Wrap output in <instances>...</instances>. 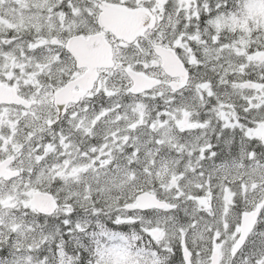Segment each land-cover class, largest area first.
I'll use <instances>...</instances> for the list:
<instances>
[{
  "label": "rangeland",
  "instance_id": "1",
  "mask_svg": "<svg viewBox=\"0 0 264 264\" xmlns=\"http://www.w3.org/2000/svg\"><path fill=\"white\" fill-rule=\"evenodd\" d=\"M114 1L133 2L137 3L136 5L151 1L156 3L161 11L168 4V0ZM177 1H181L178 12L167 13V19L175 25L181 20L178 17L180 12L188 11L193 2V0ZM197 3L198 0H194V9ZM204 5L208 7V4ZM64 9H67L66 12ZM94 12L89 10L88 14L91 16ZM164 16L162 14L161 18ZM194 18L196 19L194 43L198 46L199 59L197 53L194 52L193 62L188 45L180 38L177 41V47L180 48L181 53L187 60L192 61L190 64L194 65L197 70L193 89H188L181 94L170 92L175 105L162 113L158 110L148 111L147 107L151 105V100L155 95L151 94L130 97L123 110H119L106 120L101 119L102 138L97 168L95 167L96 159L75 162L77 160V130L71 132L69 141L61 140L63 153L75 147L74 155L65 161L66 163L71 162L69 167L61 165L66 184L74 188L69 190L70 187L67 186L65 190L68 189L71 193L67 195H60L64 189L57 188L56 191L59 193L57 197L61 200V208L57 212V217L71 215L77 220L75 224L82 228L87 224L86 210L91 214H98L103 208L106 211L118 210V215L121 214L122 218L118 216L117 223H125L136 220L135 218L141 214H133V211L128 213L121 208L119 210L120 203L122 202L123 205L128 203L141 192L155 191L164 193L166 197H172L178 191L184 192L185 187L197 184L202 188H208L211 193L214 187H211L210 180L203 181L202 178L196 179L194 176L198 159L193 161L192 156L203 147L198 149L193 143H188L192 145L182 148L185 143H180L179 137L183 129L178 124L183 121L186 112L193 113L195 109H201V111L211 109L217 112L216 118L225 119L226 123L231 124L239 118L235 113L238 114L241 111L249 120L247 136L260 138L261 126L256 124L264 117V110L260 108V104H264V99L258 100L254 91L246 88L243 83L251 80L248 74L254 70L262 77V89H264V60L259 61L261 56L264 59V0H246L244 14L241 17L231 15L229 18L223 16L220 19H198L194 13ZM90 23L91 19L84 18L81 7L79 8L78 3L73 0H5V2L0 0V34H2V38L0 37V66L5 70L2 79L12 81L16 86L21 87L22 92L29 98L40 103L33 110L34 114H32L33 111L26 109L7 110V129L2 134V139L7 141V144L3 142L0 144V158L15 154L17 166L28 171L35 168V163L31 159L33 143L37 136L34 134L39 130L37 124L41 127L45 126L46 120L55 116L52 113L46 118L42 112L51 113L53 111L51 99L54 86L62 84L63 81L60 78L59 68L64 66V61H68L69 66L65 69L76 70L73 59L65 54V44L73 36V32H78L80 29H92ZM9 33L13 34V41L5 43V39L10 38ZM60 43L62 45L58 46ZM117 78L120 81H113L112 87H109L111 89L105 91L104 94L129 92L131 82L127 77L120 74ZM123 78L124 83L121 82ZM238 100H241L243 104L240 105ZM102 103L105 105L104 101ZM202 103H204L203 107ZM190 122L193 124L194 120ZM196 123L200 126L206 121L198 117ZM139 126H149L157 132V138L149 137L148 128L143 133L135 134ZM119 131L127 134L133 132L134 149L129 156L124 153L123 140L117 134ZM151 139H157L158 146L161 148L164 143L175 144L176 152L179 154L175 155L174 150H169L167 155H161L163 159L159 158L155 145L153 149L148 146ZM129 145L133 143L129 142ZM114 148L118 149V153H115ZM162 152L165 153L164 150ZM256 155L263 156L264 154L261 150L247 152V156ZM175 156L178 157L175 158ZM185 156L189 158L185 159ZM197 157L200 158V155L198 154ZM125 161L127 164L124 163ZM258 161L260 160H255V165L253 163L238 164L245 171L240 175L238 172L233 173L232 168L214 170L216 176H220L219 184L215 185V189L220 187V194L218 198L215 197V213L218 223L199 224L194 229V233L191 231L192 224L190 223L186 226H178L177 231L169 228L171 233L177 232L180 244L181 238L185 237L188 242L194 239L197 249L199 246L208 247L212 243L213 247L222 249L225 255L227 254L230 248L229 241L237 232L239 233L240 226L236 222L241 212L252 208L259 194L262 198L264 197V167L257 164ZM236 164H232L233 168H236ZM85 166L86 169H84ZM216 176H211V179ZM226 180H229V183L226 184ZM32 181L44 182V179L42 176H36L34 180L21 179L12 184L0 181V225L3 224L9 230L4 234L5 236L14 232V244L18 249L26 244L31 249L44 236V231L39 228L38 221H36L37 212L29 203L31 196L24 191L33 187L25 186ZM48 184L51 185L50 180ZM234 185L237 186V190L239 189L238 193L241 198L246 199V203L242 206L243 210L236 211L232 207L233 191H235L232 186ZM12 187L20 189L21 192L13 193ZM73 204L79 207L74 212L71 209ZM221 204L225 205L222 210L219 209ZM152 218L153 214H149L148 220ZM167 223H169L167 218L158 219L148 231L158 229L163 233L168 232L164 227ZM219 227L226 231L225 236H222ZM254 234L260 235L261 232L258 230ZM208 242L211 243L208 244ZM31 257L30 253L21 249L17 253H12L8 262L3 256L0 264H35ZM244 257H247V252H244L241 258L245 259V264H248ZM137 262L138 264H155L152 257H140L132 253L128 256L121 245L115 243L102 248L95 264H137ZM227 262L226 257L223 264ZM67 263L71 264L70 259L64 253L60 264ZM260 264L264 262L260 261Z\"/></svg>",
  "mask_w": 264,
  "mask_h": 264
},
{
  "label": "flooded vegetation",
  "instance_id": "2",
  "mask_svg": "<svg viewBox=\"0 0 264 264\" xmlns=\"http://www.w3.org/2000/svg\"><path fill=\"white\" fill-rule=\"evenodd\" d=\"M2 1L5 2V0ZM73 1L78 3L79 8L81 7L84 18L89 17L91 19L90 24H92V29H80L78 32H73L72 35H83L86 40L91 36L98 35L103 32L99 24V16L102 12L100 5L103 3L121 4L133 9L140 7L146 8L153 18V24L147 28L144 34H141L132 42L118 39L114 33L106 31L105 39L112 50V66L109 68L97 66L98 68L94 71V75L92 77L93 82L90 83H87L85 78L90 70L88 66L85 64H80V66H78L75 56L66 48L65 54L73 59L76 70L71 71L67 70L68 68L65 69L67 66H69V64L67 65L68 61H64V66L59 68L60 78L63 81L62 84L54 86L53 98L51 99L53 111L51 113L48 111L42 112V115L44 114L46 118H48L52 113L55 116H53L51 119H47V124L45 126L41 127L39 124H37V128L39 130L35 134L33 133L34 135H37L34 140V148L31 153V159L35 163V168L28 171L17 166V157L15 154L0 158V165L11 177L9 179L0 177V181L12 184L17 180H34L36 176H42L44 182L32 181L30 184L25 186L33 187L27 188L24 191L28 196H31V198L32 195L37 192L53 194L60 204L58 210L61 208V200L57 197L59 195V193L56 191L57 188L64 189V191L60 192V195L71 194L69 190L74 188L73 186L66 184V178L63 176L61 165L69 167L71 162L66 163L65 161L68 159V157L74 155L75 147H73L74 149H68V152L63 153L61 140L69 141L71 139V132L77 130V160L75 162L93 161L96 159L95 167L97 168V165L99 164L97 158L99 157L102 138V128L100 125L101 119L106 120L119 110H123L127 105L126 101H128L130 97H141L142 95L149 96L151 94L155 95L151 100V105L147 107L148 111L158 110L160 111L159 113H162V111H165L167 108L175 105L174 98H172L170 92L181 94L188 89L194 88V78L197 74V70L195 69L194 65L190 64L192 61L190 62L187 60L181 53L180 48L177 47V41L180 38L182 42L188 45L187 47L189 48L190 54L193 56V62L194 52L197 53V58L199 59L200 54L198 53V46L194 43V22L196 21L194 18V13L196 16H198V19H220L223 16H227L229 18L231 15L234 17L239 15L241 17V15L244 14V3L246 2V0H198L197 6L194 9L193 0L188 11L180 12L178 17L181 20L175 25L167 19V13H175L176 11L178 12L179 8L181 7V1L179 2L177 0H168V4L163 11L158 8L156 3L151 1L144 2L143 5H136L137 3L133 2H119L114 0ZM204 4H208V7H205ZM58 9L59 8H57V10ZM66 10L67 9H64L65 12ZM89 10H93L95 12L90 16L88 14ZM162 14L165 16L161 18ZM9 36L10 38L5 39V43H11L13 41V34L9 33ZM0 37L2 38V34H0ZM55 42H57V39H55ZM60 45H62V43H60L58 46ZM160 51H172V53L176 54L183 62L189 73V79L185 86L179 89L174 88V86L179 87L183 81L180 77H173L166 72L163 66V59ZM127 70L143 73L154 78L155 81L158 80L159 84L141 94L132 93L130 88L129 92L120 91L104 94L105 91H109L111 89H109V87H112L113 81H120V79L117 78V76L120 77V74H123L124 77H127L132 85V78L126 72ZM252 73L258 75H254ZM3 74H5V70H3V68L0 66V84L15 88L18 92V96L24 98L26 101L25 104L0 102V110L2 109V111H0V144L2 142L7 144V141L2 139V134L7 129V110L26 109L33 111L37 106H39L40 103L37 100H32L29 98L22 92L21 87L16 86L12 81H4L2 79L4 76ZM248 76L251 80L247 82L244 81L243 85L245 86V83H253V86L245 87L253 90L254 95L257 96V99H261L262 101L264 99L262 77L259 75V72L254 70H252V72L250 71ZM80 79L82 81L84 80L82 85L77 84V80ZM121 82L124 83L125 79L123 78ZM71 83H76L73 86L72 92L77 94L79 93V96L75 97L77 101H70L64 111L60 114V111L55 105V92ZM103 101L105 102V105H103ZM238 102L240 105L243 104L241 100H238ZM203 105L204 103H202V107ZM260 108L264 110V104H260ZM32 114H34V111ZM186 114H189L188 120L182 121L178 124L183 129L179 137L180 143H185L182 148L192 145L188 143H193L194 147L198 149L203 147V149H200L192 156L193 161L198 159L197 165L194 169V176L196 179L202 178L203 181L210 180L211 187H214V189L211 190V193H209L208 188H202L197 184L195 186L192 184L190 187H185L184 192L178 191L176 195L172 197H166L164 196V193L151 191L152 193L156 194L160 200L167 202L171 207L165 206L162 209L154 208L149 210V213L153 214L154 216H158V219L163 220L167 218L171 224L175 222L174 228L183 225L186 226L187 223H190L192 224L191 231L194 233V229L199 224L206 222L218 223L216 220L218 217L215 213V197L218 198V194H220V187H217L216 189L215 187L219 184L220 176H216L214 170L232 168L231 171L233 173L238 172V175H240L245 173V171L241 169L238 164L247 162L256 164L255 160H260V164L264 159V155L247 156L248 151L257 152L258 150H262V148L264 149L261 138L264 117L257 121L256 124H260L261 126L260 138H253L247 136L249 120L244 117V114L241 113V111L238 114L235 113V115H237L239 118L235 123L231 124L226 123L225 119L216 118L217 112L211 109H206L203 111H201V109H195L193 113L186 112L183 117H185ZM198 117H200L203 121H206V123L199 126L196 123V118ZM193 120L194 123L192 124L190 121L193 122ZM147 128L149 137L157 138V132L151 129L149 126H139V128L135 131V134L143 133ZM50 131H52V133ZM117 134L123 140L124 146H122V148L124 153L129 156V154L133 152L134 149L135 137L133 132L131 131L129 134H127L124 131H119ZM122 134H124L123 137ZM187 138L190 139L186 140ZM129 142H132L133 145H129ZM149 142L150 143H148V146H150L152 149L155 145L156 154H159V158H161L162 154H164V156L167 155L169 150H174L175 155L179 154V152H176L175 144L164 143V146L161 148L158 146L157 139H151ZM162 150H164L165 153H163ZM114 151L115 153H118L117 148H114ZM198 154L200 155V158L197 157ZM177 157L178 156H175V158ZM184 158L187 159L189 157L185 156ZM124 163L127 164V161ZM235 163H237L236 168H233L232 164ZM86 168L87 167L85 166L84 169ZM14 171L17 172V175L13 177L12 175L14 174ZM211 176H216V178L211 179ZM223 176L225 177V175ZM214 179L217 180L214 181ZM48 180L51 181V185L48 184ZM25 182L27 181L25 180ZM225 182L227 184L229 183V180H226ZM67 186L70 187L68 188L69 190H65ZM232 187V189L235 190L233 191L234 202L232 207L236 211L243 210L244 207L242 208V206L244 203H246V199L241 198V195L238 193L239 189L237 190V186L234 185ZM12 190L13 193H18L20 191V189H15L13 187ZM156 191L159 190L156 189ZM262 199L263 198L261 197V194H259L255 199L254 206L249 210L255 208ZM134 202L135 197L133 200L124 205L121 202L119 205V210L121 208L122 210L130 213V211L126 209V205ZM222 207H225V205H219V209L222 210ZM34 210L37 212L36 209ZM58 210L52 215L46 216H53L57 214ZM37 213L35 215L36 217H38L37 215L39 214ZM137 213L140 215L142 212H133V214ZM119 216L122 218L121 214H119ZM158 219L154 220L153 225L156 224ZM236 223L240 226L239 218ZM219 229L222 232V236H225L226 231H224L221 227H219ZM6 232H9V230L4 227L3 224H1L0 259L4 256V254L1 253L4 245H7L10 248V253H16L18 250H20L16 247V244H14V232L8 233L5 236L4 234H6ZM238 234L239 233L237 232L236 235L233 236L229 241L230 248L225 255L222 249L213 247L211 242H208V244L211 243V245L208 247L199 246L197 249L194 239L188 242L185 237L181 238V244L179 243V240H177V245L175 246L173 245V240H171L168 235L161 231L159 235L152 236L153 240L159 241L161 243V249L163 251L161 253V258L157 261V264H210L211 254L214 250L219 251L220 264L224 263L226 257L228 258L227 264H245V259L241 258V256L244 254L243 251L239 252L235 256L232 255V252L230 253V250L233 248ZM177 238L180 237L178 236Z\"/></svg>",
  "mask_w": 264,
  "mask_h": 264
},
{
  "label": "water",
  "instance_id": "3",
  "mask_svg": "<svg viewBox=\"0 0 264 264\" xmlns=\"http://www.w3.org/2000/svg\"><path fill=\"white\" fill-rule=\"evenodd\" d=\"M100 9L102 12L99 16V24L103 32L91 36L87 40L83 35L72 36L66 44L67 50L75 56L78 66H80V64H85L90 69L85 77L87 83L93 82L92 77L94 71L98 67L109 68L112 66V50L105 39L106 31L114 33L118 39L132 42L138 36L144 34L147 28L153 24V18L146 8L140 7L133 9L126 5L103 3L100 5ZM160 54L166 72L173 77H180L183 81L179 87L174 86V88L179 89L185 86L189 79V73L180 58L176 54H173L172 51H160ZM262 60L263 56L260 57V61ZM127 73L133 80V86H131L130 91L134 94H140L141 92L150 90L152 87L159 84L158 80L155 81L154 78L142 73L128 70ZM81 79L77 80V84L82 85L84 80L82 81ZM74 84L76 83H71L55 92V105L60 111V114L64 111L70 101H77L75 97H78L79 93L72 92ZM245 86H253V83H245ZM0 102L26 103L24 98L18 96V92L15 88L4 84H0ZM188 118L189 114H186L184 121H187ZM262 142L264 145V124L262 125ZM16 175L17 172H14L12 176L14 177ZM0 177L6 179L11 178L1 165ZM30 204L43 215H52L60 206L58 200L53 194L44 192L34 193L30 200ZM165 206L171 207L167 202L160 200L156 194L145 191L139 193L136 196V202L128 204L126 209L147 211L154 208L162 209ZM263 207L264 199L255 209L244 211L241 214L240 235L234 245V255L242 250L249 236L255 230ZM152 234L157 236L159 232L154 230ZM219 256V251L215 250L211 255V264H219Z\"/></svg>",
  "mask_w": 264,
  "mask_h": 264
},
{
  "label": "trees",
  "instance_id": "4",
  "mask_svg": "<svg viewBox=\"0 0 264 264\" xmlns=\"http://www.w3.org/2000/svg\"><path fill=\"white\" fill-rule=\"evenodd\" d=\"M261 151L264 152V149L262 148ZM260 165L264 167V159ZM71 209L74 212L79 207L73 204ZM86 214L87 224L82 228L75 224L77 220L71 215L57 217V214L53 216L38 214L36 221H38L39 228L44 231V236L33 248L30 249L26 244L22 245L20 250L23 249L24 252L30 253L31 260L35 264H60L64 253L70 259L71 264H95L102 248L115 243L121 244L134 255L147 257L150 253L156 260L161 258L163 251L160 244L155 243L148 232L152 225L149 226L151 223L148 224V216H145V213H141L136 220L125 223H117L119 215L115 210L106 211L102 208L98 214H91L86 210ZM258 230L261 234L252 235L244 248L247 252L248 264L264 262V217L258 225ZM171 240L176 246L177 239L172 238ZM1 253L8 262L13 252L10 253V248L4 245Z\"/></svg>",
  "mask_w": 264,
  "mask_h": 264
},
{
  "label": "bare ground",
  "instance_id": "5",
  "mask_svg": "<svg viewBox=\"0 0 264 264\" xmlns=\"http://www.w3.org/2000/svg\"><path fill=\"white\" fill-rule=\"evenodd\" d=\"M24 39V38H23ZM239 150V149H238ZM175 253V252H174ZM255 255V254H254ZM168 259V258H167Z\"/></svg>",
  "mask_w": 264,
  "mask_h": 264
}]
</instances>
